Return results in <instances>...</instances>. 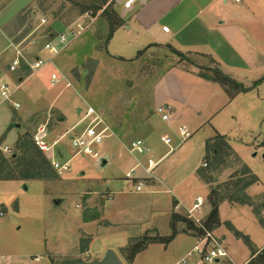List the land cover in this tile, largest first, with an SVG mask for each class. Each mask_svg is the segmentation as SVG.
<instances>
[{
	"label": "rangeland",
	"instance_id": "obj_1",
	"mask_svg": "<svg viewBox=\"0 0 264 264\" xmlns=\"http://www.w3.org/2000/svg\"><path fill=\"white\" fill-rule=\"evenodd\" d=\"M27 1L0 0V26L14 17ZM105 2L96 0V5L89 6L88 0H42L40 4L45 13L30 26V29L39 28L42 19L47 21L37 33L40 45L51 39L49 23L56 18L64 22L65 28L54 37L62 34L71 36L73 33L77 37L55 59V67L49 64L37 74H29V78L26 75V81L19 88L10 82L14 90L13 102L19 99L20 104L15 113L23 117L13 124L14 131H19L15 126L19 124L21 134H30L36 147L35 137L41 128H44V140L48 144L61 141L54 151L48 154L41 151L51 162L57 179L0 180V264L93 263L103 260L109 250L115 251L125 264H131L126 261L123 250L132 239L145 233H142L140 226L123 224L118 229L104 221V216L109 217L120 200L117 197L113 205L110 204L104 187L105 179L111 176L118 177L113 182L115 184L125 180L127 170L133 165L129 141L133 138L134 130L148 116L155 117L150 126L159 130L158 133L167 132V127L176 130L174 132L177 134L180 126L189 129L191 138L181 151L183 161L180 164L183 166L180 172L187 175L197 170L185 187L191 199L188 202L190 206H193L198 195L204 198V206L193 213L201 224L207 218L208 210H211L209 197L213 187L230 183L232 177L234 182H238V189L245 187L252 181V177L246 175L247 168L258 177L259 182L245 190L250 205H230L228 202L220 205L219 234L225 236L224 246L237 264H245L255 252L264 253V74L251 79L256 88H253L254 83L228 75L245 88H253L243 93L232 85L224 87L212 80L213 77L204 78L202 82L188 75L183 68L191 69L189 61L182 60L167 49L151 51L142 59L133 60L135 55L129 54L122 45L125 42L123 38H117L114 46L106 47L110 33V29H106L109 18H112L114 26L120 20L113 6L104 9ZM88 10V14L95 17V24L78 30L74 22ZM98 10L103 11L98 13ZM28 30L22 27L19 31ZM23 32L19 41L25 38ZM34 49L37 48L31 50ZM123 53H126L125 60H120L123 56L119 55ZM196 62L200 66L207 65L203 59L197 58ZM55 72L60 74L61 80L54 85L51 75ZM16 82H19L18 79ZM159 102L163 106L174 107L171 123L162 121L157 112L162 106H158ZM89 106L101 113L103 127L118 130L123 140L109 136L96 146L95 150L102 160L78 153L72 146V138L81 134L90 122H80ZM3 108L14 114L13 109L6 105L0 107ZM63 118L66 121L60 124ZM216 129L228 133V138L224 139L235 154L213 144L206 148L205 158L201 147L217 137ZM21 134H18L16 142L8 145L11 153L1 151L6 159L19 154L16 144L23 136ZM160 143L158 146L162 152L173 146ZM57 149L63 153L62 158L57 155ZM152 151L150 155H136L147 164L149 156H155V150ZM3 156L0 155V160ZM53 161L61 165L69 162V170L60 174ZM103 161L108 164L103 166ZM204 183L214 185L207 186L208 191ZM128 186L127 196L121 202L125 210L122 218L125 220H133L136 215L150 219L167 203L169 208L173 206L174 199L170 194L139 196L145 192H137L132 182ZM235 189L229 190L230 196L238 192ZM95 192L102 193L92 196ZM142 198L153 205H146ZM159 198L161 200H156ZM55 200H62V203L56 205ZM162 200L161 204L157 203ZM103 202L107 203V210L103 208ZM181 210L184 211L183 208ZM176 213L189 218L187 212ZM89 218H97L98 221L89 223ZM192 220L195 222V219ZM154 221L159 230L148 234H170V231L162 230L167 227L164 216L160 215ZM213 232V237L221 241ZM179 239L193 242L186 237ZM197 240L196 246L199 245ZM213 247L214 244L210 243L207 251ZM184 249L177 242L169 248L151 244L132 263L175 264L186 258L188 264H203L200 254L193 252L188 255ZM183 256L185 258L181 259Z\"/></svg>",
	"mask_w": 264,
	"mask_h": 264
},
{
	"label": "crops",
	"instance_id": "obj_2",
	"mask_svg": "<svg viewBox=\"0 0 264 264\" xmlns=\"http://www.w3.org/2000/svg\"><path fill=\"white\" fill-rule=\"evenodd\" d=\"M88 1L89 6L96 5V0ZM41 2L42 0L27 1L17 11L14 17L4 23V26H0V78L3 81H8L16 85V88H19L26 81V75L29 78L30 71L26 65H22L15 73L9 71L14 58L11 43L20 42L19 40L23 31L21 32L19 30L22 27L29 28L27 32H23L25 38L35 32V30L38 33L41 25L39 28L32 27L31 29L30 26L45 13V9L40 4ZM105 3L104 9L106 10L109 6H113L120 20V24L111 35L107 47L115 44L116 42L114 41L117 38H123L125 42L122 45L127 48V52H130L129 54L134 53L135 55L133 60H136L138 54L146 49H149L148 52L161 49L171 51V49H174L184 54L206 57L214 62L225 75H230L240 80L245 79L244 81H247L246 83L252 84L254 80L251 79L259 74H264V0H243L240 4L233 3L231 0H106ZM102 11L98 10V13ZM89 12L88 10L84 16L74 22L78 30L81 28L85 30L95 24V17H91L88 14ZM109 19L106 25L107 30L111 29L112 24H114L111 21L112 18ZM49 24L50 31L54 35L59 34L65 28L64 22L58 18ZM32 52L34 56H37V49H34ZM107 52L109 53V50ZM119 56H123L120 59L124 58L123 60H125L126 53L120 54ZM183 70L197 80L204 81V77L201 76L198 67L192 66L191 69L183 68ZM17 79L19 82H16ZM18 100L15 103L19 104ZM160 105H162V102L158 103V106ZM6 107L13 109L14 114L11 115L7 109H0V150L4 152L6 148H9L8 145L16 142L18 134H21V130L19 129L20 125L16 123L15 126L19 131L15 132L12 128L13 124H15L17 119H23V117L16 115L17 113L15 112L17 109L13 104H6ZM170 107L172 108L170 120L165 123L172 122L171 118L175 110L174 107ZM232 117L235 119L234 116ZM154 118V116H148L144 119L140 127L134 130L132 134L133 138L129 143L136 140H143L151 149L155 150V156L151 157L159 161L160 164L151 174H147L143 168H138L134 177L128 179L127 174L135 169L138 164H142V166L146 165L145 161L140 160V156L133 155L129 151L132 155L133 165L127 170L124 176L125 180L115 184L113 182H115V179L118 180L117 176L114 175L105 179L104 188L108 202L112 204L117 197L120 200L118 201V205H114V210L109 214V217L108 215L104 216V221L110 224V227L113 226V228L117 227L118 229L122 228L121 226L123 224L130 227L140 226L142 233L147 234L151 231L158 232L159 227L155 224L154 219L162 215L166 218V226H169V228L166 227L162 230L170 231V234L167 235L169 236L172 233L170 226L172 213H188L197 203L196 200L198 198L202 201H204V198L198 195L193 202V206L188 204L191 199L188 198V192L185 186L188 184V180L197 173V170L189 172L187 175L180 172L182 169L180 167L183 166L182 163L180 164L183 161L181 159V151L191 138L189 129L185 128V126H180L179 133L177 134L174 132L176 130L167 127V132L158 133L159 130L150 126ZM65 121L66 118L60 119V124ZM182 129L186 131V137L182 136ZM110 130L111 136H115L120 141H123L118 130ZM216 130L218 131H216V136L220 135L225 137V139L228 138L226 131ZM11 136L13 137L11 138ZM162 137L171 138L173 144L171 149L168 148L164 152L158 146L161 144L160 138ZM201 149L206 158L205 143H203ZM57 155L60 158L63 157L60 149H57ZM107 164V161H103V166ZM177 174H179L178 177ZM131 182L134 188L136 187V190L137 186L142 184V190H137V192L142 193L144 191L145 194L143 193L139 196L155 197L168 194L172 195L174 199L173 206L169 208V204L167 203L166 207L161 208L158 214H153V217H150V219H144L136 215L133 220H125V218H122L125 215V210L121 207V202L125 200L128 185ZM209 185L212 186L214 184L204 183L205 190L209 191L207 187ZM101 193L95 192L91 195L95 196ZM156 200H161V198ZM141 201L146 205H153L152 202L146 201L145 198H142ZM161 202L163 200L157 203L161 204ZM103 205V208L107 210V203L103 202ZM209 210L208 214L210 212ZM96 221H98L97 218L88 219L89 223ZM213 233L215 234L214 236L221 238V241H218L219 243L221 242L220 245L228 253L227 248L224 246L226 238L224 235L219 234V228ZM182 237L190 238L193 242L189 243L186 239L180 240L179 238ZM197 241L194 236L179 234L168 246L164 247L169 248L177 242L179 247L186 249L183 251H188L187 254L191 255L194 252ZM228 256L227 259L221 260L219 264H237L231 259L229 253ZM183 258L185 257L183 256L181 259ZM200 259L205 264L201 257Z\"/></svg>",
	"mask_w": 264,
	"mask_h": 264
},
{
	"label": "trees",
	"instance_id": "obj_3",
	"mask_svg": "<svg viewBox=\"0 0 264 264\" xmlns=\"http://www.w3.org/2000/svg\"><path fill=\"white\" fill-rule=\"evenodd\" d=\"M118 23L117 26H119ZM112 24L110 33L107 38V43L110 40L111 35L117 28ZM51 36H55L53 33ZM148 50L141 51L138 54V59H142L148 54ZM171 52L174 53L177 57H180L182 60L189 61L190 65L193 67H198L200 69V74L204 78L215 80L225 86H234L240 89V92L247 93L253 88H256V84L254 83V87L245 88L237 81L231 79L227 75H225L219 67L209 60L206 57H200L199 55H191L184 54L174 49H171ZM203 59L207 62V65L200 66L197 64L196 59ZM122 60V59H120ZM234 94L233 96H235ZM225 137L218 135L214 139L210 140L206 144V148L209 149L213 144V146H221L219 148L227 149L230 153H234L231 147L226 143ZM16 150L19 151V154H13L10 159H6L0 150V155L3 156L0 160L2 165H0V180H20V181H28V180H50L57 179V175L52 168L51 162L45 158L44 154L35 146L33 138L30 134L23 135L16 144ZM235 154V153H234ZM5 164V165H3ZM6 168V169H5ZM246 175H250L252 178L250 183L245 185V187H241L238 189V182H234V178H231V182L226 183L225 185L217 187H213L210 197L209 204L211 210L202 223V226L197 225L192 219L188 217H183L182 215L174 212L171 215L170 226L172 233L169 236H161V235H152L145 234L137 239H132L129 246L123 250L124 255L127 257L126 261L132 263L135 258L145 251L149 245L151 244H161L164 246H168L179 234L191 235L196 237L197 239L203 238L207 232H213L221 225L219 208L222 203L228 202L230 205H250L248 202L250 199L249 196L245 193V190L254 184L259 182V179L256 175L252 174L248 168L246 169ZM233 187L238 189V192H233L231 196L229 195V190ZM235 189V190H236ZM242 196V197H240ZM239 197V198H238ZM246 199H244V198ZM244 199V200H243ZM182 225L181 228L179 226ZM186 226V227H185ZM247 264H264V253L255 252L252 256V259Z\"/></svg>",
	"mask_w": 264,
	"mask_h": 264
},
{
	"label": "built area",
	"instance_id": "obj_4",
	"mask_svg": "<svg viewBox=\"0 0 264 264\" xmlns=\"http://www.w3.org/2000/svg\"><path fill=\"white\" fill-rule=\"evenodd\" d=\"M231 1L236 4H240L243 0ZM46 23L47 21L45 19L41 20V26H44ZM36 32L37 31L35 30V32L18 43H11V48L14 52V58L9 68V71L11 73H15L22 65H26L29 68L31 76L37 74L40 70H42L49 64L55 67V59L59 57L76 38L75 35L68 36L66 34H62L56 37L52 36L50 40L40 45L39 41L37 40ZM32 48H37V56L33 55V52L31 50ZM60 80L61 76L58 72L52 74V84L55 85L59 83ZM13 94L14 90L12 89L11 83L8 81H0V106L13 104L16 109H19L20 104L13 102ZM157 112L164 122H169L172 112V108L170 106H161L158 108ZM86 121L90 122L81 134L75 135L72 138V146L73 148L78 150V153H84L87 155H91L95 159H100V155L95 150V147L100 145L105 138L111 136V130L109 127H103V116L93 107H88L80 122L83 123ZM43 133L44 128H41L38 135L35 137V143L40 151L48 154L55 150V147L60 143L61 140L55 141L52 145H50L44 140ZM181 133L182 136L186 135V131L183 129L181 130ZM161 142H163L167 146H171L172 139L168 137H162ZM129 151L133 155H150L152 149L143 140H136L130 143ZM5 152L11 153L8 148L5 149ZM159 164V161H156L153 157L149 156L147 164L145 166H142V164H138L135 169L127 174V178L132 179L138 168H143L147 174H151L153 171H155ZM53 165L60 174H63V171L69 170V162L61 165L60 163H56L55 161H53ZM137 190H142V184H139L137 186ZM202 205L203 201L198 198L197 203L193 206L192 209L188 211L189 218L195 219V222L200 224V226H202L201 220L194 218L195 216L193 215V213L195 212V210H201ZM206 234L207 235H205L202 239H199V245L195 247L194 252H197L201 255V258L205 264H219L221 260H225L229 257L228 253L226 249L223 248L213 237L211 232H207ZM210 243H213L214 247L210 251H207ZM205 251L207 252L205 253ZM177 264H188V262L185 258L179 261Z\"/></svg>",
	"mask_w": 264,
	"mask_h": 264
},
{
	"label": "water",
	"instance_id": "obj_5",
	"mask_svg": "<svg viewBox=\"0 0 264 264\" xmlns=\"http://www.w3.org/2000/svg\"><path fill=\"white\" fill-rule=\"evenodd\" d=\"M27 189V187H25ZM62 203V200H55L56 205H60ZM77 264H125L122 259L118 256V254L113 251L109 250L104 259L101 261H95L93 263H77Z\"/></svg>",
	"mask_w": 264,
	"mask_h": 264
}]
</instances>
